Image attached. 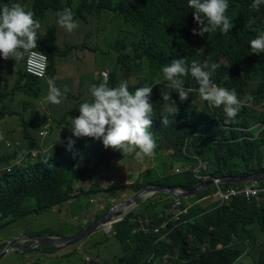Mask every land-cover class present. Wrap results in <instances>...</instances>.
<instances>
[{"label":"clouds","instance_id":"9594fccd","mask_svg":"<svg viewBox=\"0 0 264 264\" xmlns=\"http://www.w3.org/2000/svg\"><path fill=\"white\" fill-rule=\"evenodd\" d=\"M71 3L68 0H63L62 7L58 10L49 11L45 19L39 16L30 0H15L0 6V82H3L7 78L10 85L14 84L18 80L19 72H25L37 80L36 84H30L28 92L18 93L14 99L24 95L25 98L22 100L26 104L29 103L30 99L36 101L37 98H42L46 104L47 101H50L52 104L59 105L67 98L69 88L66 85L61 89L56 86L54 80H48L50 59L47 52L41 47V38L45 34L48 25L55 26L58 43L61 30L64 31L63 35L66 36L68 32H72L79 27V24L75 20L76 18H81L86 23L91 19L95 21L97 30L92 32L91 35H87L83 42L66 43V55H70L74 49L90 51L91 47L85 43L86 38L92 39L93 45L96 46L104 34L112 32L113 41L110 44L109 50L116 57V63H113L111 73L108 69L101 71L104 81L98 85L92 84L90 86L92 98L85 101L80 100L79 112H74L71 109L70 122L64 125L60 137L51 143L52 147L48 150H44L43 148L49 145L45 140L51 134L52 123L54 122L48 104V111H45L41 109L43 103L36 101V107H34L29 119H25L21 111L9 112L8 116H18L21 120L13 128H7L5 125V110L2 107L4 112L0 111V178L12 173L16 165H22L29 160L37 158L46 159L49 154L56 151H63L65 158H67V154L69 153H72L73 156H78L83 151L88 154L90 161L98 162L100 165L93 171L84 172L81 170L78 172L75 175L72 193L77 194L81 187L88 189L97 183L98 187L107 189L103 192L107 194V203H110V209L113 205L125 201L136 193L133 192L124 199L117 200V195L113 194L110 189L116 188L118 191L120 187H123V184L120 182L114 183L111 178L117 174L132 177V175H129L130 171H127L129 166L136 169L138 164L143 162L151 163L150 166L157 167V147L160 143L159 135L162 129L166 128L167 124L165 114L176 113V110L181 105L187 108H195L197 113L201 112L204 101H207L213 108H220L214 115L216 117L217 115H221L226 118L223 122L224 125L230 128L229 131H234L237 136L234 139L229 138V142L241 141L247 132H250L252 135L250 137L256 139V141L264 137V135H260L261 132L264 133V90H253L249 86L251 76L248 80L247 92L243 91V93H239L234 87H231L232 89L230 90L227 87L218 86L215 81L217 80L216 73L219 63H221L220 69L230 74L235 81L234 67L232 65H223L222 59L213 55H207L204 48L195 47L189 53L191 57L172 59L170 64L163 66L162 72L159 76L155 77L154 81L150 82L147 80L146 82H141V79L149 78L150 67L148 61L144 58L143 62L140 63V60L135 61L131 57V61L128 64L125 65L122 62L119 42L122 40L127 41L128 39V43L125 42L122 51L131 52L133 47L131 41L135 39L137 33V28L129 31L121 28L122 21L119 15L121 13H126L127 15V11L115 7L98 9L93 7L91 1L92 10L86 13L85 7L89 4L86 5L82 1L74 9ZM81 4H83V7L80 6ZM261 4H264V0H253L251 8L259 10ZM188 6L194 10V19L199 25L198 30L193 29L194 35L204 36L217 30L223 34H228L234 27L233 22L227 15L228 12L231 16L228 0H188ZM50 21H57V23H50ZM254 22V19H251L247 23ZM98 25L102 27L100 32H98ZM60 48L64 49L61 46ZM250 48L251 52L256 54L255 56L260 57L257 54L261 53L264 55V31L259 32L256 38L250 41ZM36 52L44 54L47 57L46 70L42 76L35 75L27 70L28 58L31 60L36 57ZM22 60L24 61L23 67L20 65V68L16 70L14 67L15 63L19 61L22 63ZM244 64L247 65L248 62ZM139 65L142 67L141 72H137ZM256 67L264 70V58ZM242 68L244 69L245 67ZM212 77H215V79ZM262 83L264 84V81ZM33 89H38V91L35 93ZM160 89H164L169 93H163L164 99L161 97ZM43 92L44 95H42ZM168 99L173 104H166L168 111H163L165 108L163 105H165V101ZM75 100L77 102V99ZM241 113L246 118L249 116L253 118L251 125L246 123L245 120L243 124H235L240 120ZM160 115L164 117V120L161 117L158 119ZM24 127L37 138L39 142L37 147L29 148L27 146ZM258 129L262 130L256 136L252 131ZM21 148L24 149L21 150ZM261 148L264 149V146ZM170 149H173L172 153H170ZM15 150L20 151L15 160L5 154L6 152H13ZM174 151L175 148L169 146L163 148V155L166 158L165 171L173 174H183L184 171H191L201 181L194 187L187 189L200 185H205V187L188 196H176L167 193L173 197L171 204H169L168 198L159 196V193L165 192L150 193L138 199L134 205L119 207L114 213L115 219L97 229H104V232L107 233L103 239H94V233H92L77 243L62 247L58 244H43L29 250L17 249V247H29L35 243L33 239H28V236L57 235L66 237L73 235L95 223L104 214L95 222L84 226L78 231L70 230L66 235L57 233L18 234L20 230L25 228L26 221H15L0 228V231H8L6 236L0 239V244H4L0 253L10 245L9 250L0 258V261L12 251L29 252L30 255L34 256L59 259L66 255L55 252L53 249L62 250L70 247L68 250L69 255L73 252H83L82 264H117V260L120 264H123L128 251L116 237L115 224L122 221L131 212L139 217L141 206L149 199L154 200L151 204L152 206L157 205L156 202H159V200L161 201L160 204L162 206L154 209L159 211V214L163 217V222L155 225L151 223V219L148 216L139 218L141 225L140 227H135L133 231L136 232L140 229L145 232L153 231L159 235V239H166L168 241H170L171 234L178 226H181V228L186 227L188 224L194 223L198 215L201 214L202 216L216 210L218 207L234 208L238 202L251 204L255 201L258 207L264 204V154L254 152L253 166L246 173L214 175V173L210 174V171L215 172V169L213 166L211 167L207 159L202 158L200 155H191L190 160H185L182 158L183 153H181L179 158L175 157L172 159L173 162L179 163L181 167L175 169V171L170 170L169 162L171 158L167 155H173ZM153 158L156 159L155 163L153 162ZM144 163L142 164L143 169L137 177L150 167ZM80 164L82 163H74V169ZM98 173L103 175L104 181L98 180ZM89 174H92L91 179L94 182L91 181L89 186L86 184L88 187H85L84 179L88 178ZM135 179L132 177L131 181L126 182V184L131 185ZM165 187H169V185ZM201 191H204L205 194L202 196L196 195ZM184 197H194V201L190 204H185ZM94 199L91 197V202H94ZM105 206L106 202L99 199V208L104 209ZM195 206H198L200 209V214L193 209ZM199 206L204 207V210ZM66 209H71V205ZM0 217H2L1 214ZM6 220L7 218L4 221ZM16 223H20L22 227L13 238L8 239L9 232L12 231L8 229ZM251 227L253 230L252 234H242L239 236L236 233H232V239L225 245V247H238L240 249V253L236 256L234 262L239 261L248 253H252L253 261L250 264H261L264 252V231L256 221ZM75 228H77L76 225ZM111 238H115L120 244L122 250L125 252V256L109 262L106 259L105 252L101 248L96 253H86L87 247L107 243ZM219 246L221 247L222 245L219 244ZM12 247L15 249L11 250ZM94 256L101 258L95 260ZM177 257L178 255L172 256L166 254L156 257L153 254L149 262L152 264L171 263V259ZM120 259H123V261H120Z\"/></svg>","mask_w":264,"mask_h":264},{"label":"trees","instance_id":"16d2710c","mask_svg":"<svg viewBox=\"0 0 264 264\" xmlns=\"http://www.w3.org/2000/svg\"><path fill=\"white\" fill-rule=\"evenodd\" d=\"M15 0H0V6ZM72 2L73 0H68ZM95 8H113L114 0H91ZM35 10L45 19L49 11L58 10L62 7L63 0H30ZM88 5L89 0H83ZM231 8V16L227 12L234 27L228 34L221 31L194 35L193 29H199L194 19V10L188 6V0H116L115 8L127 11L120 14L121 28L125 31L137 28L135 39L131 41L132 51H122L128 39L119 42L122 62L126 65L131 61L145 58L150 67L149 78L141 79V82L154 81L155 77L162 72L163 66L171 63L172 59H182L190 56L193 48H204L207 55H213L223 60V65H232L235 69V78L217 68L215 83L221 87L236 88L239 93L247 92L248 80L256 69V66L264 58V55L251 52L250 41L257 34L264 31V4L259 10L251 8L253 0H228ZM83 7V4L80 5ZM228 8V10H229ZM254 19V23H247ZM41 47L49 56L48 73L53 75L55 71L57 56L66 55L67 51L61 49L57 43V32L54 25H48L45 34L41 38ZM124 57L129 59L124 60ZM248 62L247 65L244 63ZM242 67H245L244 69ZM139 65L137 72H141ZM18 80L10 85L6 78L0 82V111L2 103L12 100L18 93L29 91L30 84H36V78H32L25 72H19ZM215 79V77H212ZM185 80V77H184ZM36 93L38 89H33ZM220 108H213L204 101L201 112L197 113L195 108H187L181 105L176 113L165 114L167 118L166 128L160 133V143L157 147V167H148L128 186L133 192L149 185L179 186L183 188L194 187L201 180L197 179L191 171L183 174L167 173L165 171L166 158L163 148L169 146L175 148L173 155L190 160L191 155H200L210 162L212 170L210 174H238L246 173L253 166L254 152L264 154L263 143L250 137V132L238 142H229V138H236L234 131L224 125L226 118L214 115ZM164 120L162 115L158 119ZM1 118V117H0ZM246 116L241 113L240 120L235 123L243 124ZM26 144L29 148L39 145L35 135L24 127ZM24 148H21L23 150ZM19 150L6 152L5 154L15 160ZM187 153V154H186ZM261 159V158H259ZM80 162L75 169L74 163ZM98 162L90 161L87 153L81 151L78 156L72 153L64 156L63 151L49 154L48 158H37L29 160L22 165H16L15 170L0 178V228L14 223L18 220L26 221L25 228L18 234H52L57 233L47 229L33 230L28 223L32 219L46 211L64 212L68 218L77 221V228L95 222L107 212L110 203H107V194L98 184H93L88 189L81 187L79 193L73 194L76 174L93 171L99 167ZM111 191V189H110ZM120 190H118V193ZM106 194V195H105ZM201 191L196 195H204ZM90 195L106 202L104 209L100 208L94 216H86L77 208H68L72 202L83 199L88 204ZM159 196L168 198L169 204L173 197L167 193H159ZM170 198V199H169ZM88 199V202H87ZM153 199H149L141 206L139 217L132 212L122 221L115 224L116 237L128 251L123 264H152L149 259L160 255H178L171 259V263L159 264H250L253 254L248 253L242 259L235 261L240 253L238 247H225L232 239V233L237 235L252 234V224L258 222L264 231V204L260 207L256 202L246 204L238 202L234 208L218 207L212 212L201 216L200 209H193L199 213L194 223L181 228L178 226L171 234L170 241L159 239V235L153 231L145 232L140 229L139 218L150 217L151 223L159 225L163 217L151 205ZM156 202V204H160ZM85 203V204H86ZM170 207V206H169ZM202 210L204 207L199 206ZM147 209V210H145ZM7 218L6 221H4ZM29 218H31L29 220ZM219 244L222 246L220 247ZM4 244H0V250ZM23 254V253H22ZM29 254V252L24 253ZM117 264L120 262L117 260ZM264 264V252L261 259Z\"/></svg>","mask_w":264,"mask_h":264},{"label":"rangeland","instance_id":"374dc122","mask_svg":"<svg viewBox=\"0 0 264 264\" xmlns=\"http://www.w3.org/2000/svg\"><path fill=\"white\" fill-rule=\"evenodd\" d=\"M83 0H73L72 6L74 9L77 8V6L82 2ZM114 4L112 5L115 7L116 0H114ZM89 5L85 7L86 13L90 12L92 10L91 6V0H89ZM77 23L79 24V27L72 31L67 33V37L64 36V31L61 30V34H59L58 43L62 48H66V43H79L83 42L85 37L87 35H91L92 32H95L97 30V25L95 21H90L86 23L81 18L75 19ZM50 23H57V21H50ZM102 30L101 25H98V32ZM113 41V33L108 32L104 34V36L98 41L97 45H93L92 39L86 38V45L91 47L90 51L86 50H80V49H74L73 52L70 55H65L62 57H58L56 59V65L54 74H49L48 80L52 79L55 81L56 86L63 89V86H67L69 88V92L67 93V98L63 100V102L59 105H55L50 103V101H47V104L50 106V112L53 116L54 122L52 123V131L51 134L46 138L45 142L49 145L44 147V150H48L52 147L51 143H53L56 139L60 137V134L62 132V129L64 125H67L70 122L71 118V109L75 112H79V102L80 100L85 101L90 98L91 92H90V86L92 84H99L104 81V78L101 76V71L103 69H108V71L111 73L113 69V63H116V57L115 55L109 50L110 44ZM65 44V46H64ZM129 59V57H124V60ZM21 62L15 63L14 67L16 70L20 68ZM264 81V70L260 69L259 67H256V69L251 74V79L249 82V86L253 90H264V84L262 83ZM161 91V97L163 98V93H168L164 89H160ZM169 94V93H168ZM44 95V92L43 94ZM19 96V95H18ZM23 98H25L24 95L19 96L18 98L4 102L2 103V107L5 110V125L7 128H13L16 127L18 122L20 123L21 120L17 116H8V113L11 111H21L22 115L25 117V119H29L32 115V111L34 110V107H36V101L43 103L41 105V109L48 111L47 104L43 101L42 98H37L36 101L34 99H30L29 103L26 104L23 102ZM28 99V98H27ZM77 99V102L76 100ZM164 99V98H163ZM166 104H173L172 101L169 99L165 101V105H163L165 108L163 111H168V106ZM246 123H249L250 125L253 122V118L249 116L245 119ZM262 130V129H261ZM261 130H253L252 133L256 136L259 135V131ZM5 135V133H3ZM260 135H264L263 132H261ZM260 142L263 143L264 137L259 139ZM173 149H170V153H172ZM167 156H170L171 161L169 169L172 171H175V169L180 168L179 163H175L172 161L176 157V155L168 154ZM153 162H156V159L153 158ZM144 163V162H143ZM138 164V167L134 169L133 167L129 166L127 171H130L129 175H132L133 179L137 177V175L141 172L143 169L142 164ZM146 166H150L151 163H144ZM88 178L84 179V186L88 187L91 181L94 182L93 179H91L92 174H89L87 176ZM128 175H121L117 174L111 180L114 181V183H122L123 187H120L118 190L116 188H111V192L116 196L117 200H122L126 196L133 193V191L128 188L130 184H126V182H130L131 178ZM98 180H103L104 177L101 173L97 174ZM88 184V186L86 185ZM82 185V184H81ZM105 186V185H102ZM89 198L88 204H85L86 201L83 199L76 200V203L72 202L71 208H74L75 204L77 208L81 211L82 214H85L86 216H94L95 212L99 210V199H94V202H91V196H85ZM194 197H184V203L190 204L194 201ZM206 203V202H204ZM162 204L160 205H154L153 208H160ZM77 221H73L68 218L67 214L62 212H54V211H46L43 212L37 216L34 217L31 221L30 227L33 230H43L47 229L50 231L57 232V234L60 235H66L70 230L75 229V224ZM22 226L20 223L13 224L9 227L8 230H12L9 233L8 239L13 238L17 232L20 230ZM6 233L8 231L2 230L0 231V239L6 236ZM106 232H104V229H99L96 232H94L93 237L96 240L103 239ZM102 249L103 252L106 254V259L110 262L112 260H115L116 258L125 256V252L122 250L120 244L116 241L115 238H111V240L107 243L100 244L98 246L93 247H87L86 253L93 254L96 253L99 249ZM70 247H67L62 250H56L53 249L55 252L62 253L63 255H66L64 257H61L59 259L50 257V258H44L40 256H34L30 254H24L20 251H12L9 254H7L1 261L0 264H82V256L83 252H73L72 254H68V250ZM23 253V254H22ZM177 256V255H175ZM95 257V256H94ZM101 257H95V260H99ZM170 261V260H168Z\"/></svg>","mask_w":264,"mask_h":264},{"label":"water","instance_id":"95a60500","mask_svg":"<svg viewBox=\"0 0 264 264\" xmlns=\"http://www.w3.org/2000/svg\"><path fill=\"white\" fill-rule=\"evenodd\" d=\"M203 187H205V185H200V186L192 188V189H183V188L175 187V186H169V187L148 186V187H145V188L137 191L135 194L131 195L125 201H122L120 203L113 205L99 220H97L95 223L85 227L83 230H81V231H79L73 235H69L66 237L57 236V235H50V236H48V235H40V236L31 235V236H28L27 238L33 239L35 241V243L32 246H29V247L20 246V247H17V249L29 250V249H32V248L38 246V245H43V244H58L60 247L74 244V243H77L78 241L82 240L86 236L94 233L102 225H106L109 222L113 221L116 217L114 213L117 209H119V207H128L130 205H134L135 203H137V200L143 196H146L150 193H156V192H165V193H169V194L176 195V196H188V195H192V194L196 193L197 191H199ZM9 246L10 245H8L6 250H4L0 253V258L6 254V252L10 248ZM12 249H15V248L12 247L11 250ZM120 261H123V259H120Z\"/></svg>","mask_w":264,"mask_h":264},{"label":"built area","instance_id":"2783aa9c","mask_svg":"<svg viewBox=\"0 0 264 264\" xmlns=\"http://www.w3.org/2000/svg\"><path fill=\"white\" fill-rule=\"evenodd\" d=\"M46 66H47V57L44 54L37 53V56L32 58L31 60H29L28 58L27 70L30 73H33L38 76H42L45 73Z\"/></svg>","mask_w":264,"mask_h":264},{"label":"crops","instance_id":"0c3cea01","mask_svg":"<svg viewBox=\"0 0 264 264\" xmlns=\"http://www.w3.org/2000/svg\"><path fill=\"white\" fill-rule=\"evenodd\" d=\"M23 64H24V61L22 60V63L20 64V65H21V67H23Z\"/></svg>","mask_w":264,"mask_h":264}]
</instances>
